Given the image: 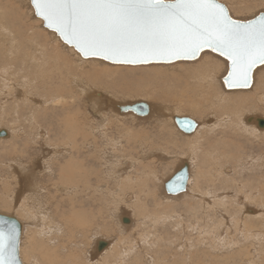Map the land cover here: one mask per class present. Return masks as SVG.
<instances>
[{"label": "bare ground", "instance_id": "bare-ground-1", "mask_svg": "<svg viewBox=\"0 0 264 264\" xmlns=\"http://www.w3.org/2000/svg\"><path fill=\"white\" fill-rule=\"evenodd\" d=\"M29 4L32 6L31 0H0V100L2 104L11 101L7 112L1 107L0 121L9 116L12 119L10 127L0 124V130L7 132L6 136H0V141L11 143L14 140L16 144L22 139L39 151L37 157L28 160H23L21 155L10 161L1 158L2 167L7 171L5 176L14 181L13 186L5 182L7 189L10 188L6 195L8 192L15 207L22 198L21 208L17 210L19 216L13 215L23 226L19 251L22 262L264 264V144L262 149L252 145L251 141L264 140V126L261 125L264 116L254 112L256 105H252L254 101L251 100L255 97L264 100V68L260 73L258 67L254 70V87L251 85L253 89L247 90L249 93L241 91L243 89H229L224 81H218L227 75L223 74L226 72L224 67L229 68V60H222L211 50L212 53H202L206 49L198 61L185 65L188 71L183 77H174L173 85L168 87L164 84L166 92L153 84H158L160 70H153L155 77L144 81L153 85L152 92H162L170 106L166 102L146 100L145 94L142 95L145 99H128L127 94L134 97L136 92H122L127 97L123 101L102 87L104 82L105 86L108 84L106 66L101 71L93 68L92 72L84 68L89 62L99 66L98 59L89 61L95 57H83L57 33L43 36L44 33L42 35L28 23L23 14L25 11L21 12L24 8L29 9ZM32 9L34 11L33 7L29 10ZM36 21L44 23H39V19ZM175 67L172 64L170 70L175 72ZM102 77H105L104 82ZM138 101L147 102L150 107L145 116L121 111V105ZM90 107L94 115L88 113ZM209 108L213 112L208 113L212 115L206 116L204 113ZM160 117L166 121L159 131L161 146L140 139L137 143L142 147L141 160L124 161L121 147L125 148V145L120 136L131 131V123L140 126L147 122H162L158 121ZM175 117L196 120L194 132L189 134L180 130ZM20 119L23 125L18 124ZM236 139L243 140L244 145L236 143ZM171 142L174 152L181 154L180 164L169 170L170 175L166 178L167 174H159L161 169L156 162L171 158V151L167 150ZM26 150H30L29 147ZM254 159L259 173L251 167ZM141 161L148 165L141 166ZM242 161L253 172L238 185L236 179L239 177L235 178L228 171L225 173L224 167L232 163L238 167ZM182 163L189 170L187 189L171 195L165 184L175 172L185 167ZM199 164L205 165L206 170L201 166L200 172ZM141 173L144 175L140 177ZM223 179L226 181L224 187ZM138 183L141 186L137 193ZM180 197L199 199L187 202L189 206H186V212L194 213L195 224L191 223L195 221L192 218L191 222L188 220L190 225H185L186 221L180 223L183 214L177 215L170 205ZM149 198L155 209H159L148 208ZM232 198L234 200L229 201ZM128 199L133 201L128 203ZM62 200L68 201L69 208ZM254 200L255 204L252 203ZM217 206L223 209L219 216L215 214ZM236 206L245 216H237L231 227L226 223L231 222ZM167 208L173 209L169 215ZM202 209H215L214 217L208 211L201 216ZM176 217L179 224L169 226L168 220ZM223 224L225 226L221 227ZM101 241L106 245L100 250ZM22 245L28 248H22Z\"/></svg>", "mask_w": 264, "mask_h": 264}, {"label": "snow or ice", "instance_id": "snow-or-ice-1", "mask_svg": "<svg viewBox=\"0 0 264 264\" xmlns=\"http://www.w3.org/2000/svg\"><path fill=\"white\" fill-rule=\"evenodd\" d=\"M36 14L56 26L85 55L124 63L150 58H195L205 47L231 61L225 84L249 85L264 65V13L258 20L233 19L220 0H32ZM191 128V120L180 121ZM182 177L173 184L179 185ZM173 184L169 190H178ZM17 228L0 220V264L16 256Z\"/></svg>", "mask_w": 264, "mask_h": 264}, {"label": "rangeland", "instance_id": "rangeland-1", "mask_svg": "<svg viewBox=\"0 0 264 264\" xmlns=\"http://www.w3.org/2000/svg\"><path fill=\"white\" fill-rule=\"evenodd\" d=\"M237 1V0H236ZM235 0H220V2L221 3H223L228 9H229V12H230V14H231V16L233 17V19H235V20H241V21H247V20H250V19H252V18H254L256 15H258V13H261V12H264V0L262 1V0H258V2L256 1V0H251V2H239V1H237L236 2ZM255 1V2H254ZM257 2V3H256ZM261 3V4H260ZM258 4V5H257ZM260 5H262V6H260ZM29 6H31L30 4H29ZM20 7H22V5L20 4ZM31 7H33V6H31ZM30 7V8H31ZM238 7H240V9L238 8ZM262 7V8H261ZM29 8V9H30ZM23 9V8H22ZM29 9H23L22 10V12L21 13H23L24 11V15H25V19L28 21V23L30 24V25H33V27H36L35 29L36 30H38V31H40V33L43 35V33H44V35L43 36H45L46 34L47 35H49L48 33H53V32H55V31H52V30H49L48 28H46L43 24H38V22L36 21V19H39L41 22H39V23H42L43 22V20L41 19V18H39V17H36V15H34L35 14V12L33 11V9H32V11H30ZM232 9V10H231ZM260 9V10H259ZM240 10H241V12H240ZM14 11V10H13ZM243 11V12H242ZM258 11V12H257ZM32 12H34V13H32ZM255 12H257V13H255ZM20 13V12H19ZM238 13H240V14H238ZM244 14V15H243ZM32 15V16H31ZM247 15V16H246ZM244 16V17H243ZM246 16V17H245ZM50 33V34H51ZM56 33V32H55ZM41 35V36H42ZM49 36H51V35H49ZM60 43H62V42H60ZM63 44V43H62ZM63 45H65V44H63ZM65 46H67V45H65ZM68 47V46H67ZM210 52V53H212L210 50H206V51H203L202 53H204V52ZM213 55H215V56H218L219 58L221 57V59L222 60H224L225 58H223L222 56H220V55H218V54H216V53H212ZM71 57H69V59H70ZM73 59V58H72ZM96 59H98V60H96ZM198 59H200V57H198L196 60H194V61H186V60H180V61H177V62H172V63H149V64H141V65H125V64H116V63H111V62H108V61H106V60H104V59H99V58H89L88 60L89 61H93V60H96V61H99L98 63H99V66H96L95 64H92V63H90L89 62V64H88V66H85L84 68L86 69V70H93V68H95V69H98V70H103V66H106L107 67V69H105V71L106 70H108V71H106V75H108L107 76V80H108V84L105 86V84H106V82H104L103 80H105V77H102L101 79H102V81L104 82V84H102V87L104 86V89H109L111 92H114V94H116L117 96H115V95H113V96H115V97H117L118 99H121V100H127V97H125L123 94H122V92L123 93H126V92H130V93H134V92H136L135 94H133V95H135L134 97H131L132 95H130V94H127L129 97H128V99L130 98L131 99V101H135V100H139L140 98L141 99H145L146 97H148V98H146V100H155V101H162V102H166L169 106H170V104L171 103H169V101H167V100H164L163 98H164V95H163V93L162 92H160L161 94H162V96L160 95V93H157L156 91L155 92H152L153 90H154V87H153V85L152 84H150V85H148V84H146L144 81L145 80H148V79H150V78H152V77H155L154 76V73L156 72V71H154L153 72V70H160L161 71V74H159V79H157V82H158V84H155V83H153L155 86H156V88H158L159 90H161V91H163V92H166L165 90H164V88H165V85L164 84H166V87H168V86H170V84H172L173 82H171V81H173L177 76H181V77H183L184 76V74H185V72L186 71H188L187 70V68H185V65L186 66H188V64L187 63H189V64H191L190 62H196V61H198ZM71 60V59H70ZM102 61H103V63H102ZM225 61H227L226 59H225ZM179 63V64H178ZM172 64L173 65H176L177 67H175L176 68V70H175V72L174 71H171L170 69H171V67H172ZM95 65V66H94ZM159 65V66H158ZM171 65V66H170ZM170 66V67H169ZM97 67V68H96ZM100 67H102V68H100ZM261 67V68H260ZM260 67H258L259 69H258V71H259V73L261 72V70H262V68H264V65H262V66H260ZM155 68V69H154ZM168 69V71H166L167 69ZM226 68V69H225ZM173 69V68H172ZM224 69L226 70V72H224V74L223 75H226L227 74V71H228V67H224ZM92 70L90 71V72H92ZM152 70V71H151ZM163 70H164V72H163ZM224 70V71H225ZM174 72V73H173ZM103 73V72H102ZM165 73V74H164ZM256 73H258L257 71H256ZM151 74V75H150ZM169 74V75H168ZM173 74V75H172ZM175 74H177L176 76H175ZM143 75V76H142ZM145 75V76H144ZM152 76V77H151ZM170 76H171V78H170ZM169 77V78H168ZM175 77V78H174ZM162 78V79H161ZM118 79V80H117ZM161 79V80H160ZM169 79V80H168ZM171 79V80H170ZM121 80H123V81H121ZM218 81H224L223 79H218ZM254 81V80H253ZM110 83H113V84H110ZM162 83V84H161ZM167 83H168V85H167ZM118 84H120V85H118ZM152 85V86H151ZM158 85V86H157ZM164 85V86H163ZM173 85V84H172ZM254 84H252V86H253ZM115 88V89H113V87ZM252 86H250V88H248V89H243V90H241V91H245L246 90V92L247 93H249V91L251 90V89H253V87ZM107 87V88H106ZM110 87H111V89H110ZM164 87V88H163ZM141 88V89H140ZM143 89V90H142ZM136 90V91H135ZM139 90V91H138ZM235 90V89H234ZM247 90H249V91H247ZM233 91V90H232ZM252 91V90H251ZM106 92V91H105ZM250 93H253V92H250ZM143 94H145L144 96H146V97H144V96H142ZM150 95V96H149ZM159 95V96H158ZM139 97V98H138ZM171 97V96H170ZM138 98V99H137ZM2 99V98H1ZM135 99V100H134ZM140 99V100H141ZM151 100V101H152ZM252 101H254L253 102V104L252 105H256V108L254 109V112H256V113H258V114H260V116H264V100H256V97L254 98V99H251ZM0 102H1V104H2V100H0ZM11 101H9V102H5V104L3 103L2 105H4V106H6L5 108H3V106L0 104V110H1V107H2V109H5V111L7 112V110H10V108H11V103H10ZM78 102L79 101H77V106L76 107H78ZM154 102V101H153ZM8 103H9V105H8ZM7 104V105H6ZM10 107V108H9ZM79 108V107H78ZM77 109V108H76ZM207 110V109H206ZM209 111H207L206 113H204L206 116L207 115H209V114H211L213 111H212V109L210 110V108L208 109ZM211 111V113H208V112H210ZM0 112H3L2 110L0 111ZM50 112H52V111H50ZM50 112H48V114H50ZM58 113H60L59 111H57ZM89 112H91V114L92 115H94L95 113L93 112V110L91 109V107L88 109V113ZM198 115H199V113H197ZM200 115L202 116L203 114L202 113H200ZM212 115V114H211ZM210 115V116H211ZM141 116V115H140ZM145 116V115H144ZM204 116V115H203ZM205 116V117H206ZM262 116V117H263ZM94 117H98V116H94ZM193 117V116H192ZM10 118V119H9ZM161 119H159L158 121H161L162 120V122H157V121H155V122H147V123H144V124H141L140 126H136V125H134V124H132L130 121H128V122H130L131 123V125H130V132L129 133H126L124 136H120L122 139H123V144L125 145H123L125 148H122L121 147V152L123 153V160L124 161H129L130 162V160H139L140 158V155L142 154V147L139 145V143H137V141L138 140H140V139H143L144 141H147V140H151V142L152 143H156L158 146L160 145L161 146V144L159 143V140H162L161 139V136L159 135L160 134V129L161 128H164V126L163 125H161V124H164V121H165V118H163V117H160ZM7 119V120H6ZM10 120V121H9ZM9 121V122H8ZM20 121H21V119H20ZM19 121V122H20ZM166 122V121H165ZM9 123V124H8ZM152 123V124H151ZM0 124H4L5 126H6V124L8 125L7 127H10V126H12V119H11V117L9 116V117H6V118H4V119H1V121H0ZM11 124V125H10ZM19 125L20 124H22L23 125V121H21L20 123H18ZM3 126V125H2ZM6 127V128H7ZM156 130V131H155ZM160 131V132H159ZM164 131H167V130H164ZM152 133V134H150V133ZM157 132H159V133H157ZM151 135V138L150 137H148V136H150ZM160 137V138H159ZM164 137V136H163ZM4 139V138H3ZM22 139H20L19 141H16V144H15V142H14V140H12L11 141V143L9 142H6V141H0V175H1V178H0V212H3V213H6V214H11V215H14V213H15V216L16 215H18L19 216V211H17L19 208H21L20 206H21V199H19V206L17 207V205H16V207L13 205V201L8 197V192H7V195H6V191L7 190H10V188H8L7 189V187H8V185L9 186H13L14 185V181L10 178V177H7V176H5L7 173V171H6V169H4V167H2V162H1V158L2 159H7V160H11L14 156H16L17 158L21 155L22 156V158H24L23 160H28V158H32V157H37L36 156V154L39 152H37V150H35L34 148H31V147H33V145H26V143H25V140H22ZM237 140V142L236 143H240L242 146L244 145V142H243V140H240V139H236ZM128 141V142H127ZM252 141V145H256V146H259L260 148H262L263 149V147H262V145L264 144V140L263 139H252L251 140ZM18 143V144H17ZM12 144V145H11ZM127 145V146H126ZM171 145H172V142H171V144H170V147H171ZM252 145H251V147H252ZM173 146V145H172ZM26 147H29V149L30 150H26ZM167 148V150L168 149H170V150H168V151H171V158H169L168 157V159H166V160H161V162L159 163V162H156V164L158 163L159 165H156V166H158L159 168L158 169H161V172L159 173V174H164L165 173V175L164 176H166V174H167V176H166V178H168L169 177V175H170V171L169 170H171L172 171V168L174 167V168H177L176 167V165H178V164H180V153H175L174 152V150L175 149H172V148H174V147H171V148ZM7 148H8V150H7ZM162 148V147H161ZM249 148V147H248ZM12 149V150H11ZM32 149H34V150H32ZM13 150H14V152H13ZM22 150H23V152H22ZM141 150V151H140ZM178 150V149H177ZM256 150H257V148H256ZM255 150V152H257ZM12 151V152H11ZM34 151V152H33ZM176 151V150H175ZM25 152H27V154L25 153ZM29 152L31 153L30 155H29ZM173 152V153H172ZM5 153V154H4ZM24 153V154H23ZM141 153V154H140ZM12 154V155H11ZM34 154H35V156H34ZM39 154V153H38ZM3 155H6V156H3ZM143 155V154H142ZM29 156V157H28ZM31 156V157H30ZM3 157H5V158H3ZM16 157H14L15 159H17ZM26 157V158H25ZM22 158H20V159H22ZM19 159V158H18ZM13 160V159H12ZM122 160V162H124ZM141 160V159H140ZM142 162L143 161H141V163H140V165L142 164ZM151 162V161H150ZM200 162H203L202 160L200 161ZM261 162H262V159H261ZM6 163H8V161L6 162ZM145 163H147V162H143V164L141 165V166H144V164ZM185 164H187V163H185ZM202 164V163H201ZM146 165H148V164H145V166ZM240 166H238V167H236L235 166V164L234 163H232L231 165H227V166H225L224 168H226V169H224V171H225V173H227L226 171H228V174H231V175H234L235 176V178H238V180L236 179V181H237V183H238V185H242L241 184V182H243L241 179H243L244 177H245V179H247V177L248 176H250L249 174L251 173V172H253L252 170H250V168H248L249 166H247V164L246 163H244L243 161H242V163H240L239 164ZM251 167H253L254 168V170L256 171V172H260V171H258V163H257V160H255L254 159V162H251ZM141 166H139V167H141ZM182 166L184 167L185 165H184V163H182ZM201 166L202 165H198V170L201 172L202 171V169L205 167V165H203L202 167V169H201ZM56 167V166H55ZM231 168V169H230ZM4 170V171H3ZM164 170V171H163ZM166 170V171H165ZM197 170V171H198ZM204 170H206V168H204ZM262 170H263V172H264V166L262 167ZM198 171V172H199ZM5 172V174H3V173ZM198 172H196V174L198 173ZM255 172V173H256ZM172 174V173H171ZM253 174V173H252ZM251 174V175H252ZM144 175V173H141L139 176L141 177V176H143ZM197 176H198V174H197ZM226 177V176H225ZM57 179H58V177H56ZM55 178V179H56ZM256 181V180H255ZM5 182H7L8 183V185H6L5 184ZM226 181H224V179H223V186L222 187H224V185L226 184L225 183ZM219 184H220V182H218ZM222 183H221V185H222ZM140 186H141V184L140 183H138V186H137V193H138V189L140 188ZM152 187H154L153 185H152ZM223 193L224 191H220V193ZM233 192V191H232ZM230 195H233V197L235 196V193H231ZM152 198V197H151ZM151 198H149L148 199V208L150 209V210H154L155 209V204H154V202L151 200ZM184 198V197H183ZM179 198L178 200H176V201H172L171 202V206H173V209L174 210H176V213H177V215H180L179 213H182L183 214V218L181 219L182 220V222H180V223H184V221H186L184 224L185 225H190L191 223L192 224H195V222H196V218H192V216L194 215V213H192L191 211V213H192V215H191V213L188 211V212H186L187 210H186V206H189V204L188 203H191V201H197V200H199L198 198H196L197 200H195L194 198H192V197H188L187 199L186 198ZM4 200V201H3ZM129 201H128V203L129 202H131V201H133V199H128ZM230 200H234V198H232V199H229V201ZM6 201H9L8 203H6ZM11 201V202H10ZM185 201V203H183ZM61 202H63L64 204H66V208H69V206L70 205H67V200H62ZM60 202V203H61ZM153 202V203H152ZM188 202V203H187ZM236 202H237V200H236ZM10 203H12V205L10 204ZM252 203H254L255 204V200L254 201H252ZM10 204V205H9ZM188 204V205H187ZM233 205H235L234 203H232ZM4 205V206H3ZM6 205H7V207H6ZM154 205V206H153ZM163 206H164V204H163ZM170 206V207H171ZM15 207V208H14ZM157 207V206H156ZM162 208V207H161ZM220 208V207H219ZM156 209H159V208H156ZM155 209V210H156ZM173 209H169V208H167L166 209V212L168 213V215L169 214H171L172 212H173ZM188 209V208H187ZM222 208H220V209H218V206H217V212H215V214L217 215V216H219L220 214H221V210ZM261 209V208H260ZM20 210V209H19ZM203 210V209H202ZM201 210V211H202ZM215 210V209H214ZM213 209L212 210H206V209H204L203 210V212H200L202 215L201 216H204L203 214L205 213V215H206V213H207V211H208V213L211 215V217L213 216L214 217V211ZM183 211H185V212H183ZM222 211H223V209H222ZM175 212V211H174ZM13 213V214H12ZM136 214H137V212H135ZM176 213L174 214V215H176ZM185 213V214H184ZM219 213V214H218ZM131 215V214H130ZM186 215V216H185ZM191 215V216H190ZM23 216V215H22ZM22 216L20 215V217L22 218ZM123 216H127V215H123ZM209 216V215H208ZM237 216H241V217H244L245 216V214H244V212L242 213V211H241V209L240 208H238L237 206H236V208H235V214H233V218L231 219V222L229 221V223H226V224H228V226H233V224H234V220L237 218ZM25 217V216H24ZM186 217L188 218V219H186ZM131 218V217H130ZM191 218L193 219V220H195V221H193V222H191L192 220H191ZM20 220V219H19ZM180 220V221H181ZM188 220L191 222H188ZM123 222H124V219H123ZM171 222H173V224L171 223ZM176 222V223H175ZM188 222V223H187ZM179 224V220H177V217L176 218H173V219H169L168 220V224H169V226L170 225H176V224ZM260 223V222H259ZM223 226H225V224H223L221 227H223ZM170 230H172V229H170ZM174 231H172V233H173ZM171 233V234H172ZM99 238V237H98ZM101 238H103V237H101ZM244 238V237H243ZM22 242H24L23 240H22ZM249 244H250V242H248ZM251 245V244H250ZM24 247H27L26 245H22V248H24ZM28 248V247H27ZM250 248H251V246H250ZM254 250V249H253Z\"/></svg>", "mask_w": 264, "mask_h": 264}, {"label": "water", "instance_id": "water-1", "mask_svg": "<svg viewBox=\"0 0 264 264\" xmlns=\"http://www.w3.org/2000/svg\"><path fill=\"white\" fill-rule=\"evenodd\" d=\"M31 4H32V0H31ZM33 8H34V12H35V15L36 17H39L43 20V24L46 28H48L49 30H53L57 33V35L65 42L67 43L69 46H72L74 47L78 52H80V54L85 57V58H89V57H95V58H100V59H104L108 62H111V63H116V64H125V65H141V64H149V63H172V62H175V61H180V60H195L199 57V55L201 54V52L203 50H211L215 53H218L220 54L218 51H214L212 50L211 48H207L205 47L200 53H198V55L195 57V58H185V57H181V58H150L147 60V62H137V63H124V62H119V61H116V60H113V59H105L103 56H92V55H85L83 54L76 46L74 43H70L63 35H61V33L59 31L56 30V26L53 25L52 27H49V24L47 21L44 20L43 16L42 15H37L36 14V9H35V6L32 4ZM264 13V12H261L259 13L257 16H255L254 18L250 19V20H247V21H242V22H249V21H256L258 20L259 16ZM241 21V20H239ZM222 56V55H221ZM224 58H226L228 60V58L226 56H223ZM261 65H256L252 71V73L250 74V79H249V85L247 87H243V86H231L230 84H225V86L229 89H245V88H249L252 83H253V73H254V70L259 67ZM231 69V61H229V70ZM228 70V71H229ZM227 77V75L223 78V80L225 81V78ZM225 83V82H224ZM120 109L121 111H133L137 114H141V115H146L149 113V110H150V107L148 105L147 102H144V101H138V102H135L133 104H128V105H121L120 106ZM183 120H191L193 123H192V126L191 128H187V127H184L181 125L180 121H183ZM175 122L178 126V128L180 130H182L183 132L185 133H191V132H194V130L196 129L197 127V121L194 120L193 118L191 117H175ZM261 125L264 126V120L261 121ZM7 132L3 129V130H0V136H6ZM182 177L181 179V182L179 185H176V184H173V182L176 180L177 177ZM188 179H189V170H188V167L185 166L184 168H182L181 170H179L178 172H175L173 174V176L166 182L165 184V188H166V191L171 194V195H176V194H180L182 192H185L186 189H187V185H188ZM170 184H173V187L174 188H178V190H173V191H170L169 190V185ZM0 220H7L11 223H14L16 225V228H17V243H16V256H17V259L19 261L22 262L21 260V257H20V245H21V237H22V232H23V226L21 224V222L19 221V219L13 215H8V214H3L0 212ZM127 218H125V222H127ZM106 245V243L104 241H101V243L99 244V249L101 250L104 246ZM22 264H24L22 262Z\"/></svg>", "mask_w": 264, "mask_h": 264}]
</instances>
